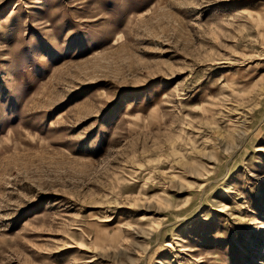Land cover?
<instances>
[{
  "label": "rangeland",
  "instance_id": "374dc122",
  "mask_svg": "<svg viewBox=\"0 0 264 264\" xmlns=\"http://www.w3.org/2000/svg\"><path fill=\"white\" fill-rule=\"evenodd\" d=\"M0 264H264V0H0Z\"/></svg>",
  "mask_w": 264,
  "mask_h": 264
}]
</instances>
